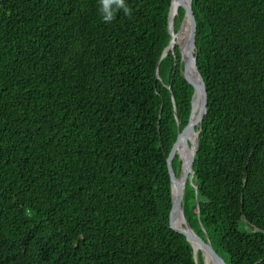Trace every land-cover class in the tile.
I'll use <instances>...</instances> for the list:
<instances>
[{"label": "trees", "instance_id": "obj_1", "mask_svg": "<svg viewBox=\"0 0 264 264\" xmlns=\"http://www.w3.org/2000/svg\"><path fill=\"white\" fill-rule=\"evenodd\" d=\"M126 3L105 23L99 0H0V264H198L171 216L194 93L162 56L173 0ZM193 11L208 108L185 215L227 264H264V0Z\"/></svg>", "mask_w": 264, "mask_h": 264}, {"label": "water", "instance_id": "obj_2", "mask_svg": "<svg viewBox=\"0 0 264 264\" xmlns=\"http://www.w3.org/2000/svg\"><path fill=\"white\" fill-rule=\"evenodd\" d=\"M177 1H178L177 6L181 4L185 7V16H184V19L178 31H175L174 19H173V22H171L170 20L171 15H172V7H171V10L169 13V28L171 30L172 35H171L170 43L164 50L162 56H164L170 50L175 51L176 47H178L181 53V57L185 63L186 74L194 85V93L192 96V111H191V115L189 118V122L182 130L179 128L178 138L172 147V150L170 152L169 159H168L169 170H170V175H171L172 225L175 230L183 233L187 237V239L191 242L193 249H194V256H195L196 262H197V258H196L195 247L198 246L201 250L202 256L204 257L203 253L205 252L214 264H227L225 259L215 250L209 235L206 233V237L203 238L189 224L186 218V215H185L183 198H184L187 183L190 182L197 189V185L193 183L194 162H195V157H196V154L199 148V133L201 130V123H202L204 115L207 113L208 94H207V89H206L204 78L197 66L196 57L191 52V48L195 43V36H196V19H195V15L193 11V0H177ZM186 19L189 22V36H188V40L183 45L175 41V34L179 32L182 24L184 23ZM198 90H199V95H200V107H199L198 114L195 117L194 116L195 114L194 101H195V97H196ZM175 113L177 116L176 109H175ZM185 134H187V136H185ZM178 142H182V144L186 148L187 154H186V159H185L182 153L178 152L182 163H181L180 173L177 176L173 168V165H172V160L176 154L175 148ZM174 180H177L176 190L174 189ZM176 214H178L179 217L181 218V224L176 222L175 220ZM247 224L253 231L261 230L258 226L248 221H247Z\"/></svg>", "mask_w": 264, "mask_h": 264}, {"label": "bare ground", "instance_id": "obj_3", "mask_svg": "<svg viewBox=\"0 0 264 264\" xmlns=\"http://www.w3.org/2000/svg\"><path fill=\"white\" fill-rule=\"evenodd\" d=\"M176 2H177V0H174L173 4H172V15H171V18H170L171 22H173V19L175 17V13L174 12H175ZM188 36H189V22L186 19L184 21V23L182 24L181 29L179 30V32L175 34V41L184 45L186 43V41L188 40ZM199 107H200V95H199V90H198V92L196 94V97H195V101H194V109H195L194 116L195 117L198 114ZM185 136H187V134H185ZM175 151H176V153L177 152H181L182 155L184 156V158L186 159L187 151H186V148L184 147V145L182 144V142H178L177 143ZM176 187H177V180H174V189L175 190H176ZM175 220H176L177 223L181 224V218L179 217L178 214L175 215ZM195 249H196V251L200 250V248L198 246H196ZM203 254H204L205 264H213V262L211 261L209 256L205 252Z\"/></svg>", "mask_w": 264, "mask_h": 264}, {"label": "clouds", "instance_id": "obj_4", "mask_svg": "<svg viewBox=\"0 0 264 264\" xmlns=\"http://www.w3.org/2000/svg\"><path fill=\"white\" fill-rule=\"evenodd\" d=\"M99 12L105 23H111L121 11L125 15H131L132 9L126 0H99Z\"/></svg>", "mask_w": 264, "mask_h": 264}, {"label": "rangeland", "instance_id": "obj_5", "mask_svg": "<svg viewBox=\"0 0 264 264\" xmlns=\"http://www.w3.org/2000/svg\"><path fill=\"white\" fill-rule=\"evenodd\" d=\"M198 254H199L200 256H202L200 250H197V251H196L197 263H198V264H205L204 257L202 256V260H201V259L198 257Z\"/></svg>", "mask_w": 264, "mask_h": 264}]
</instances>
